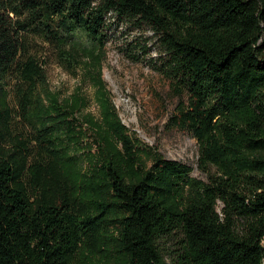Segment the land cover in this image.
Segmentation results:
<instances>
[{
	"label": "trees",
	"instance_id": "16d2710c",
	"mask_svg": "<svg viewBox=\"0 0 264 264\" xmlns=\"http://www.w3.org/2000/svg\"><path fill=\"white\" fill-rule=\"evenodd\" d=\"M111 18L152 31L205 178L139 164L125 135L120 162L68 174L75 125L49 107L36 39L72 69L104 54ZM263 239L264 0H0V264H264Z\"/></svg>",
	"mask_w": 264,
	"mask_h": 264
},
{
	"label": "rangeland",
	"instance_id": "374dc122",
	"mask_svg": "<svg viewBox=\"0 0 264 264\" xmlns=\"http://www.w3.org/2000/svg\"><path fill=\"white\" fill-rule=\"evenodd\" d=\"M104 54H74L72 69L63 66L56 46L37 40V57L43 61L50 92L49 107L73 120L68 174L82 182L92 168L91 156L120 162L119 138L128 136L139 164H149L153 152L192 166V176L205 178L199 164V144L188 132L173 129L169 120L182 97L159 67L164 62L152 31L111 18ZM145 49V51H144ZM109 105L118 121L111 122ZM117 127V128H116ZM119 150V151H118ZM89 264H105L89 256ZM117 264V263H116Z\"/></svg>",
	"mask_w": 264,
	"mask_h": 264
},
{
	"label": "built area",
	"instance_id": "2783aa9c",
	"mask_svg": "<svg viewBox=\"0 0 264 264\" xmlns=\"http://www.w3.org/2000/svg\"><path fill=\"white\" fill-rule=\"evenodd\" d=\"M263 246H264V239H263Z\"/></svg>",
	"mask_w": 264,
	"mask_h": 264
}]
</instances>
